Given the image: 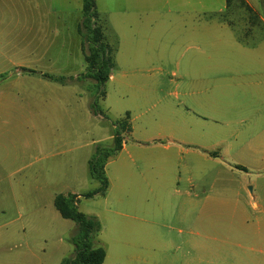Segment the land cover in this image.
Instances as JSON below:
<instances>
[{"label": "rangeland", "instance_id": "obj_1", "mask_svg": "<svg viewBox=\"0 0 264 264\" xmlns=\"http://www.w3.org/2000/svg\"><path fill=\"white\" fill-rule=\"evenodd\" d=\"M94 1L115 61L98 113L95 81L84 76L89 52L82 36L81 57L67 56L69 44L66 56L54 60L58 72L48 76L60 83L15 70L0 77V264L75 257L78 226L62 218L54 200L101 188L89 162L98 148L114 147L113 122L127 112L133 132L125 151L107 163L106 194L77 201L101 223L94 247L106 250L103 264H208L217 252L209 251L213 242L200 214L233 210L238 200L249 212L264 209V191L251 195L260 183L256 173L237 168L264 157L250 147L239 123L245 108L237 105L255 96L264 115L250 72L264 66V29L244 27L264 17V0H249L258 16L238 0L227 9L226 0ZM50 3L55 12L72 14L70 21L83 17V0ZM9 7L2 0L3 11ZM133 13L168 24L148 37L154 48L138 59L125 51ZM255 126L251 137L264 122ZM181 212L192 213L187 221L199 228L186 226Z\"/></svg>", "mask_w": 264, "mask_h": 264}, {"label": "crops", "instance_id": "obj_2", "mask_svg": "<svg viewBox=\"0 0 264 264\" xmlns=\"http://www.w3.org/2000/svg\"><path fill=\"white\" fill-rule=\"evenodd\" d=\"M244 2V8L247 11L249 9L253 14L259 15L249 0H244ZM8 3L10 4L9 9L3 11L2 0H0V77L15 70V74L25 73V77L40 74L48 81L60 83L58 77L47 76L49 73L58 72L54 60L60 59V56H66L65 49L69 44H72L73 50L67 56L71 57L76 54L78 57L82 56V37L78 32L82 17L78 15V24L72 28L70 23H77L70 21L72 14L55 12L50 0H8ZM228 7L229 4L226 0V9ZM78 13L80 14V12ZM131 15L134 16L136 22L131 27V41L127 42L128 39L125 36V51L131 54L132 58L138 59L142 53L145 56L147 52H150V49L154 48L153 43L149 44L151 40L148 37L154 36L155 33L160 34L163 32V27L168 24L166 21H160L158 24L156 21L141 19L139 13ZM140 24H144L146 28L142 29ZM228 25L235 29V25L231 24V21H228ZM244 27L264 29V17L259 15L257 19H248ZM255 49L263 48L254 47ZM63 68L62 66L60 71H63ZM70 72L74 71L70 70ZM250 72L257 77L251 85L257 86L260 91L258 102L264 106V66L250 70ZM21 77L24 78V76ZM21 77L17 76L16 80L18 81ZM71 83H75L74 78ZM255 98V96L250 98L251 102L247 104L248 107L245 106V99L237 101L239 108H245L239 113V123L246 127L243 132L251 142L250 147L258 151L257 153L264 154V127L256 137L250 136L251 132L256 131L254 128H257L258 125L255 126V124L264 122V115L258 114L261 111L255 109V105L252 103V99ZM126 144L125 141L120 152L125 151ZM237 168L256 173L260 183L255 184L251 193L253 197L257 188L260 189V193L264 191V157L253 159L245 166L241 165ZM242 206V202L238 200L233 210L200 214L199 218L204 220L200 224L208 227L206 239L213 242H207V244H212L209 251L217 252V258L208 261V264H264V209L249 212L242 209ZM191 215L190 212H181L180 214L181 219H186L185 225L193 231L194 228H199V225L187 221Z\"/></svg>", "mask_w": 264, "mask_h": 264}, {"label": "trees", "instance_id": "obj_3", "mask_svg": "<svg viewBox=\"0 0 264 264\" xmlns=\"http://www.w3.org/2000/svg\"><path fill=\"white\" fill-rule=\"evenodd\" d=\"M232 1L234 0H227L229 5ZM238 1L245 6L244 0ZM248 11L251 12L249 9ZM97 19L95 1L83 0V17L79 26V33L83 37L84 45L88 46L89 53L85 54L88 72L84 76L95 81L94 86L97 89V95L92 108L96 113L99 109V100L106 98L105 86L115 67L113 51L106 43L104 28L99 25ZM113 126L115 127L114 147L98 148L93 160L89 162L90 176L100 182L101 188L98 191H89L83 195L59 194L54 200L55 208L62 218L71 220L78 226V232L72 238V243L76 248L75 257L63 259L60 264H103L105 262L106 250L103 247H94V239L101 231V223L96 217L81 212L77 201L80 197L93 198L98 193L105 195L109 188L106 165L111 158L120 153L126 138L132 133L131 114L127 112L125 117L113 122Z\"/></svg>", "mask_w": 264, "mask_h": 264}]
</instances>
